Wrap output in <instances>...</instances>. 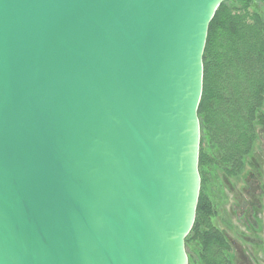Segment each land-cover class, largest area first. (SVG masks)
<instances>
[{
	"label": "water",
	"instance_id": "95a60500",
	"mask_svg": "<svg viewBox=\"0 0 264 264\" xmlns=\"http://www.w3.org/2000/svg\"><path fill=\"white\" fill-rule=\"evenodd\" d=\"M223 1L0 0V264H189Z\"/></svg>",
	"mask_w": 264,
	"mask_h": 264
},
{
	"label": "trees",
	"instance_id": "16d2710c",
	"mask_svg": "<svg viewBox=\"0 0 264 264\" xmlns=\"http://www.w3.org/2000/svg\"><path fill=\"white\" fill-rule=\"evenodd\" d=\"M264 0H225L217 8L208 29L203 55V92L198 107L200 120L199 172L201 188L194 225L213 213L206 196V168L213 162L205 142L217 151L226 172L237 176L244 169L257 138L256 121L264 108ZM212 242L222 235L211 234ZM210 262V264H218Z\"/></svg>",
	"mask_w": 264,
	"mask_h": 264
},
{
	"label": "rangeland",
	"instance_id": "374dc122",
	"mask_svg": "<svg viewBox=\"0 0 264 264\" xmlns=\"http://www.w3.org/2000/svg\"><path fill=\"white\" fill-rule=\"evenodd\" d=\"M259 10L264 11V4ZM257 138L239 175L230 176L217 151L205 142L213 160L206 168L205 193L213 214L202 219L186 247L189 264H264V108L256 121ZM220 233L217 241L208 236ZM207 235V236H206Z\"/></svg>",
	"mask_w": 264,
	"mask_h": 264
},
{
	"label": "flooded vegetation",
	"instance_id": "af4514ba",
	"mask_svg": "<svg viewBox=\"0 0 264 264\" xmlns=\"http://www.w3.org/2000/svg\"><path fill=\"white\" fill-rule=\"evenodd\" d=\"M207 236V235H206ZM186 251H187V247H186Z\"/></svg>",
	"mask_w": 264,
	"mask_h": 264
}]
</instances>
